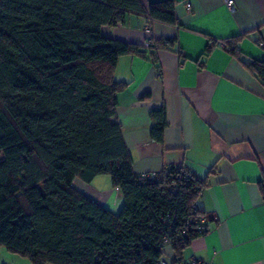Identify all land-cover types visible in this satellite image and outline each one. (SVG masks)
Segmentation results:
<instances>
[{"label": "trees", "instance_id": "obj_1", "mask_svg": "<svg viewBox=\"0 0 264 264\" xmlns=\"http://www.w3.org/2000/svg\"><path fill=\"white\" fill-rule=\"evenodd\" d=\"M177 3L0 0L1 246L33 264L188 260L187 248L210 228L199 207L207 182L183 165L156 178L135 172L118 120L127 83L114 77L121 56L154 55L175 40L146 47L103 33L132 14L179 25ZM247 36L232 37L228 51L264 85V59H243ZM151 118V134L163 142L166 109ZM100 175L123 196L118 212L73 186ZM259 185L264 198V179Z\"/></svg>", "mask_w": 264, "mask_h": 264}, {"label": "crops", "instance_id": "obj_2", "mask_svg": "<svg viewBox=\"0 0 264 264\" xmlns=\"http://www.w3.org/2000/svg\"><path fill=\"white\" fill-rule=\"evenodd\" d=\"M177 1L179 25L132 14L125 24L103 28L106 36L143 46L175 40L154 55L120 57L114 77L127 83L118 94L124 140L136 173L183 165L207 182L199 207L210 228L186 257L264 264V85L226 47L213 44L248 33L240 42L243 59H264V0H233V8L226 0ZM163 107L168 126L159 142L151 134V112ZM96 178H75L73 186L118 212L121 192L112 180L101 187Z\"/></svg>", "mask_w": 264, "mask_h": 264}, {"label": "built area", "instance_id": "obj_3", "mask_svg": "<svg viewBox=\"0 0 264 264\" xmlns=\"http://www.w3.org/2000/svg\"><path fill=\"white\" fill-rule=\"evenodd\" d=\"M228 5L230 7L233 8V0H226ZM187 6L188 7H191V4L190 3H187ZM231 42L230 39H225V40H222V41H213V44L215 45H220V46H224L228 49V44ZM152 43V41H146L145 42V46L148 47L150 46V44ZM181 51V50H180ZM157 173L156 172H150V173H143L142 176L145 178V177H153V178H156L157 177ZM198 221L200 222V227L201 228H204V225L206 223V220L201 217L198 219ZM160 264H212L211 262L207 261V260H203L199 257H197L196 255H191L187 261H178L174 256L170 255L167 257V258H164Z\"/></svg>", "mask_w": 264, "mask_h": 264}, {"label": "rangeland", "instance_id": "obj_4", "mask_svg": "<svg viewBox=\"0 0 264 264\" xmlns=\"http://www.w3.org/2000/svg\"><path fill=\"white\" fill-rule=\"evenodd\" d=\"M96 179L100 183L101 187H104L106 183L107 186L111 183V177L109 175H100V177ZM102 179L105 181H103ZM97 181L95 182V184H97ZM109 207L112 209L113 208L112 204ZM114 208L115 209L113 210L115 211L118 210L117 207ZM0 262L6 264H33L28 258H24L18 254L12 253L5 246H1V245H0Z\"/></svg>", "mask_w": 264, "mask_h": 264}]
</instances>
